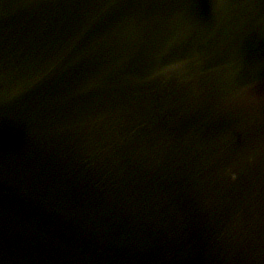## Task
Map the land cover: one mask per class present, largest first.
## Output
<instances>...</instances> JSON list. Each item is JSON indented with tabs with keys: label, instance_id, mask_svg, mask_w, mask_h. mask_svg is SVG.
<instances>
[{
	"label": "water",
	"instance_id": "water-1",
	"mask_svg": "<svg viewBox=\"0 0 264 264\" xmlns=\"http://www.w3.org/2000/svg\"><path fill=\"white\" fill-rule=\"evenodd\" d=\"M0 264H264V0H0Z\"/></svg>",
	"mask_w": 264,
	"mask_h": 264
}]
</instances>
